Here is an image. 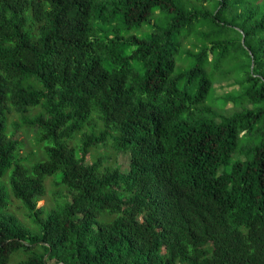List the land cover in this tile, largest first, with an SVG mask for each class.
Listing matches in <instances>:
<instances>
[{"label":"trees","instance_id":"16d2710c","mask_svg":"<svg viewBox=\"0 0 264 264\" xmlns=\"http://www.w3.org/2000/svg\"><path fill=\"white\" fill-rule=\"evenodd\" d=\"M0 264H264V0H0Z\"/></svg>","mask_w":264,"mask_h":264},{"label":"rangeland","instance_id":"374dc122","mask_svg":"<svg viewBox=\"0 0 264 264\" xmlns=\"http://www.w3.org/2000/svg\"><path fill=\"white\" fill-rule=\"evenodd\" d=\"M155 19L157 20V24L159 26L165 27L168 26L169 23L172 21V14H168V13H161L160 15H156ZM146 29V28H145ZM238 88V84L235 82L234 78H231L227 81H223L220 82L218 81L217 83H215V95L217 97H221L222 95H224L226 92H228L229 90H233ZM217 110H220V112H224L225 114H231L234 111L240 110L241 107L236 106L234 104V102L230 101L225 107L221 106H216ZM33 113L35 112V110H32ZM14 119V116L11 118V120ZM10 129L12 128L11 123H10ZM17 137L21 138L22 141H24L25 145L24 147L21 149L22 151V155H24L25 157L31 153V152H36L38 151V149L35 147H33V143H31V141L34 139L35 137V130L29 126H25L22 127L18 132H17ZM103 145V147L97 148V150H95V154L99 155V154H105V156H107V152H114L112 150V148H110L109 146H105ZM108 147V148H106ZM37 158H40V155L37 154V156L35 158H33L32 161L36 160ZM92 160V159H89ZM129 155L126 153H118L117 154V162L118 164L121 165L123 170H127L128 166H129ZM48 183V191H47V197L42 199L39 204L43 205L45 203H51L52 201V192H53V187L52 186V178H49L47 180ZM11 208L14 210V212H16L24 221H26V217L24 216L23 212L24 210L22 209L21 203L20 201L16 200L14 198L13 204L11 206Z\"/></svg>","mask_w":264,"mask_h":264}]
</instances>
